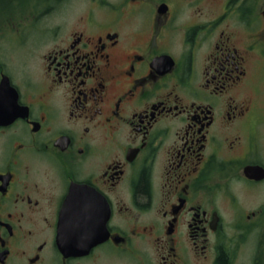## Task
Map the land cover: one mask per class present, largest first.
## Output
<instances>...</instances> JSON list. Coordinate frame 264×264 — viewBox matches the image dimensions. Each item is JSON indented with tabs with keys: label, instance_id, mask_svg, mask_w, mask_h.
Here are the masks:
<instances>
[{
	"label": "flooded vegetation",
	"instance_id": "af4514ba",
	"mask_svg": "<svg viewBox=\"0 0 264 264\" xmlns=\"http://www.w3.org/2000/svg\"><path fill=\"white\" fill-rule=\"evenodd\" d=\"M26 1L0 0V264H264V0Z\"/></svg>",
	"mask_w": 264,
	"mask_h": 264
},
{
	"label": "rangeland",
	"instance_id": "374dc122",
	"mask_svg": "<svg viewBox=\"0 0 264 264\" xmlns=\"http://www.w3.org/2000/svg\"><path fill=\"white\" fill-rule=\"evenodd\" d=\"M49 0H28L26 1V6L24 8L19 7L16 9L14 13L19 15H25V14H38V13H44L46 12L48 8ZM38 4H40V7L38 8ZM3 13H6L5 11Z\"/></svg>",
	"mask_w": 264,
	"mask_h": 264
},
{
	"label": "water",
	"instance_id": "95a60500",
	"mask_svg": "<svg viewBox=\"0 0 264 264\" xmlns=\"http://www.w3.org/2000/svg\"><path fill=\"white\" fill-rule=\"evenodd\" d=\"M60 232H61L62 238H64V234H65L64 218H62V221H61ZM89 246L90 245H88V247ZM85 247H86V245L85 244H82V243H72L71 246H70V248L72 250H81L82 248H85ZM60 248L62 249V251H65L66 245L62 242L60 244Z\"/></svg>",
	"mask_w": 264,
	"mask_h": 264
}]
</instances>
